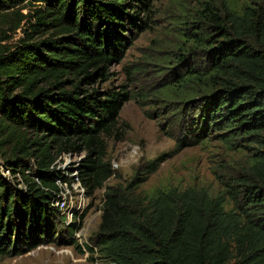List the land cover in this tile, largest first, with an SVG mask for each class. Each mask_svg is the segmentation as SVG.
Masks as SVG:
<instances>
[{
    "label": "trees",
    "instance_id": "obj_1",
    "mask_svg": "<svg viewBox=\"0 0 264 264\" xmlns=\"http://www.w3.org/2000/svg\"><path fill=\"white\" fill-rule=\"evenodd\" d=\"M152 7L0 0V157L12 175L0 167V260L17 254L29 233L38 236L25 242L29 252L41 246L58 219L57 183H69L59 158L87 154L76 171L89 196L114 176L105 138L133 97L87 86L106 80L133 35L147 31ZM186 19L183 53L156 92L182 105L170 113L185 112L172 122L173 136L185 132L183 149L213 135L247 160L217 176L218 196L172 187L142 197L135 188L164 157L151 160L130 187L107 188L96 243L111 264H264V3L204 0ZM3 27L22 37L1 44L11 38Z\"/></svg>",
    "mask_w": 264,
    "mask_h": 264
},
{
    "label": "rangeland",
    "instance_id": "obj_2",
    "mask_svg": "<svg viewBox=\"0 0 264 264\" xmlns=\"http://www.w3.org/2000/svg\"><path fill=\"white\" fill-rule=\"evenodd\" d=\"M200 1L204 0H152L153 11L147 31L133 35L134 42L127 44L121 62L113 61L109 65L106 80L96 78L88 84L87 89L125 91L133 97L125 104L113 135L105 138V162L110 164L114 176L103 189L89 196L78 181L76 171L87 154L59 158L57 169L69 180L68 184L59 186L67 208L64 209L62 203H54L61 212L58 219H51L52 227L42 236L41 246L29 252L25 242L38 238L36 233H29L19 241L17 254L2 257L0 264H111L103 259L96 243L107 188L130 187L135 178L146 176L140 174H144L143 168L151 160L164 157L158 169L135 188L142 197H151L159 189L172 187L180 190L204 188L210 195L218 196L222 186L217 176L231 175L238 164L245 163L247 159L239 150H233L213 135L181 149V134L185 132L177 130L173 136L172 122L182 118L185 112L172 114L169 109H182V105L166 104L156 95L162 83L171 78L177 58L183 53L179 50L185 44L181 36L191 26V23L185 25L186 16L194 14ZM238 1L241 4L245 1L264 3V0ZM3 29L11 36L9 41L1 43L3 45L15 43L22 37L21 31L13 34ZM4 161L0 157L1 174L12 178ZM26 163L33 165L32 161ZM16 177L17 181H13H20L21 176ZM19 188L25 189V186L22 184Z\"/></svg>",
    "mask_w": 264,
    "mask_h": 264
},
{
    "label": "built area",
    "instance_id": "obj_3",
    "mask_svg": "<svg viewBox=\"0 0 264 264\" xmlns=\"http://www.w3.org/2000/svg\"><path fill=\"white\" fill-rule=\"evenodd\" d=\"M57 184H58L59 186H60V184H62V185H66V184H64V183H61V181H58ZM62 185H61V186H62ZM60 193H61V191L59 192V195L57 196V201H56V203H62L63 206H64V209H66V208H67V204H66L65 200L61 198ZM74 205H75V203H74ZM60 212H61V211H60Z\"/></svg>",
    "mask_w": 264,
    "mask_h": 264
}]
</instances>
